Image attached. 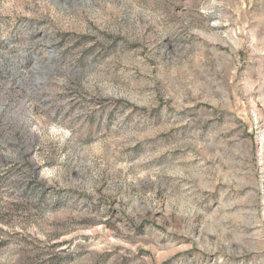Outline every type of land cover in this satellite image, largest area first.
I'll use <instances>...</instances> for the list:
<instances>
[{
  "label": "rangeland",
  "instance_id": "obj_1",
  "mask_svg": "<svg viewBox=\"0 0 264 264\" xmlns=\"http://www.w3.org/2000/svg\"><path fill=\"white\" fill-rule=\"evenodd\" d=\"M0 264H264V0H0Z\"/></svg>",
  "mask_w": 264,
  "mask_h": 264
}]
</instances>
